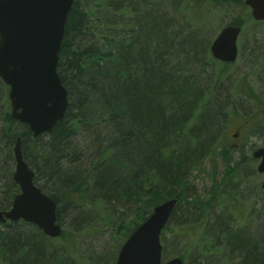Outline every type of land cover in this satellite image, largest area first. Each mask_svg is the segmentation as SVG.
Segmentation results:
<instances>
[{"label": "trees", "instance_id": "obj_1", "mask_svg": "<svg viewBox=\"0 0 264 264\" xmlns=\"http://www.w3.org/2000/svg\"><path fill=\"white\" fill-rule=\"evenodd\" d=\"M211 10L226 13V24L241 29L246 21L261 23L251 18L243 0H73L58 51L57 73L68 101L63 118L33 136L10 116L7 93L0 152L8 149L11 166L0 165V209H8L19 191L12 179L17 137L34 183L56 203L60 225L65 214L75 230L101 218L120 245L155 205L176 198L160 235L163 260L168 258L164 233L172 232L169 223L184 230L188 220L205 217L217 198L220 203L233 198L231 177L255 159L240 155L241 149L230 150L219 135L226 116L238 115L239 107L253 108L242 117L252 119L264 100V85L256 91L246 76L230 80L231 63L211 54L210 62L222 67L213 72L197 67L203 78L196 80L187 56L202 63L210 39L189 36L207 34ZM179 33L188 36L179 39ZM256 52L252 48L248 56L258 67L263 55ZM0 84L8 88L1 79ZM263 132V121L261 126L252 122L242 138ZM234 151L239 152L236 162ZM214 154L225 166L226 180L220 190L212 184L210 197L202 200L194 195L189 174ZM218 216L224 223L206 227L211 240L217 246L227 243L228 254L239 257V264H264V234L255 239L241 228H229V216ZM66 235L62 229L57 238L71 255L75 243L66 245ZM48 240L31 223H0V264H64Z\"/></svg>", "mask_w": 264, "mask_h": 264}, {"label": "water", "instance_id": "obj_2", "mask_svg": "<svg viewBox=\"0 0 264 264\" xmlns=\"http://www.w3.org/2000/svg\"><path fill=\"white\" fill-rule=\"evenodd\" d=\"M73 0H0V79L8 86L10 116L28 126L33 136L48 132L63 118L67 92L57 73L58 51ZM254 21H264V0H243ZM240 25L226 24L213 37L209 51L223 63L238 54ZM13 181L19 191L0 223L22 220L50 238L60 236L56 203L34 183V171L23 159L20 137L13 146ZM256 171L264 175V146L251 153ZM264 200V177L260 184ZM177 203L164 199L122 242L114 264H184L174 256L163 260L161 231Z\"/></svg>", "mask_w": 264, "mask_h": 264}, {"label": "rangeland", "instance_id": "obj_3", "mask_svg": "<svg viewBox=\"0 0 264 264\" xmlns=\"http://www.w3.org/2000/svg\"><path fill=\"white\" fill-rule=\"evenodd\" d=\"M217 12L219 11L211 10V13H209L208 17L210 19L206 27L207 34L189 36L197 40L202 36H206L210 39L203 58H199L202 63L198 62V64H194L191 56H187L190 62L188 67L194 71L196 80L201 81L203 78V74H200L197 67H204V70L211 72L218 69V67H222V65H219L217 62H210L211 56L207 51L213 37L227 21L226 13ZM251 22L252 21H246V23H244L245 26L242 27L237 38V58L233 63L227 66V70L231 76L230 80L246 76L248 83L257 91L264 85V61L262 65V58L264 56V21H261L260 25H254L251 24ZM178 25L179 21L176 22V26ZM178 36L180 39L188 35H185V33L181 35V33H179ZM242 44L243 48L241 46ZM252 48L257 51L256 53L258 55L259 53L263 55L259 60L258 67L255 66L256 64L252 63L253 59H250L248 56ZM181 60L182 57L180 58V61ZM251 64L255 67H251ZM7 93L8 88L0 84V126L4 122L3 117L6 109L5 99ZM249 111L252 112L253 108L249 110L239 107L238 115H233L231 117L226 116V126L219 135V139L225 145L228 144V146H231L230 150H233V148H237L238 150L241 149L242 151H239L240 155L243 154L248 158L251 157V153L254 149L264 146V132L259 137L256 135H249L246 138H242L246 132L247 125L254 122V124L260 123L261 126V121L264 122V100L258 106L257 113L252 116V119L245 120L242 118L246 117ZM239 152L234 151L232 153L235 162L239 158ZM7 155L8 149L6 148L5 150V147H3L0 152V165L6 164L11 166V160ZM14 164L13 161L12 171H14ZM256 165L257 161L251 162L248 159L245 165L236 169L231 177V181L235 185L234 191H236V193L233 194V198H229L228 201L221 203L219 202V198H217L208 209V213L205 217L201 216L200 218H196V220H188L186 229L179 231H177L178 228L175 221L169 223L172 232H163L165 237V253L168 256L167 259L178 256L183 260L184 264H239V257L228 254L227 245H225L227 243L221 239L224 244L217 246L216 243L211 240L212 236L209 235L206 227H208L207 224L210 225L214 221L216 223H224V217L218 216L221 212L226 218L229 216L226 221L229 228H241L255 239L259 238V235L261 236L264 234V200L260 187L264 175L256 171ZM225 171V166L217 155L214 154L211 157H207L200 165V169L193 170L189 174V183L194 195L199 196L202 200H207L210 197L212 184H218L216 190L223 188L222 183L226 180L223 178ZM246 172H248L247 175H245ZM61 228L64 229L67 234L65 244L67 245L68 240L75 243L72 254L70 255V253L66 251V247L63 246L64 242L57 237L48 240L46 245L51 247V249H56L58 253H62L65 259L64 264H94L91 263V259H97L98 257H100L101 260L95 264L115 263L118 250L122 243L117 245L118 240L112 235L110 228L101 221V218L95 219L86 227L75 230L70 216L65 214ZM204 240L207 241L205 247L203 246ZM161 245L163 246L162 241ZM112 254L113 259H110V255ZM107 257L110 261L108 259L105 261Z\"/></svg>", "mask_w": 264, "mask_h": 264}, {"label": "flooded vegetation", "instance_id": "obj_4", "mask_svg": "<svg viewBox=\"0 0 264 264\" xmlns=\"http://www.w3.org/2000/svg\"><path fill=\"white\" fill-rule=\"evenodd\" d=\"M257 161V160H256Z\"/></svg>", "mask_w": 264, "mask_h": 264}]
</instances>
